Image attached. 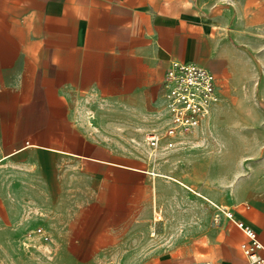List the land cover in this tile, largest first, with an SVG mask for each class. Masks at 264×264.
Listing matches in <instances>:
<instances>
[{
    "label": "crops",
    "instance_id": "crops-1",
    "mask_svg": "<svg viewBox=\"0 0 264 264\" xmlns=\"http://www.w3.org/2000/svg\"><path fill=\"white\" fill-rule=\"evenodd\" d=\"M173 61L218 100L152 152ZM237 222L264 247V0H0V264H248Z\"/></svg>",
    "mask_w": 264,
    "mask_h": 264
},
{
    "label": "built area",
    "instance_id": "built-area-1",
    "mask_svg": "<svg viewBox=\"0 0 264 264\" xmlns=\"http://www.w3.org/2000/svg\"><path fill=\"white\" fill-rule=\"evenodd\" d=\"M163 89L171 121L162 132L152 131L147 134L146 143L152 152L163 142L166 143V148H174L177 134L199 127L218 100L214 74L192 63L173 61L165 73ZM227 215L234 218L232 211ZM237 225L249 239L241 245L248 264H264V247L257 232L243 222H237Z\"/></svg>",
    "mask_w": 264,
    "mask_h": 264
}]
</instances>
